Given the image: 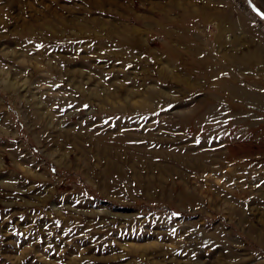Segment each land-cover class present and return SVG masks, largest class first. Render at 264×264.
I'll return each mask as SVG.
<instances>
[{
	"label": "rangeland",
	"instance_id": "374dc122",
	"mask_svg": "<svg viewBox=\"0 0 264 264\" xmlns=\"http://www.w3.org/2000/svg\"><path fill=\"white\" fill-rule=\"evenodd\" d=\"M0 264H264V0H0Z\"/></svg>",
	"mask_w": 264,
	"mask_h": 264
}]
</instances>
